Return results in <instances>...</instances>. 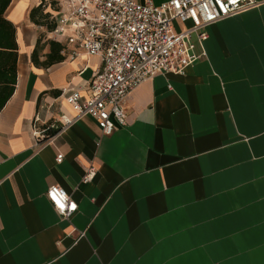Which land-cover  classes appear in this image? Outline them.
Wrapping results in <instances>:
<instances>
[{
    "label": "crops",
    "instance_id": "1",
    "mask_svg": "<svg viewBox=\"0 0 264 264\" xmlns=\"http://www.w3.org/2000/svg\"><path fill=\"white\" fill-rule=\"evenodd\" d=\"M256 1L207 27L201 45L192 37L205 56L183 75L156 74L131 91L125 124L110 136L89 117L58 132L62 116H75L62 90L88 99L101 59H69L72 45L30 22L41 4L54 22L56 0L10 1L4 17L18 58L0 111V264H264V0ZM38 40L39 62L50 42L62 61L32 64ZM52 125L49 142L34 138ZM89 167L95 177L83 183ZM52 185L76 203L69 219L46 200Z\"/></svg>",
    "mask_w": 264,
    "mask_h": 264
},
{
    "label": "built area",
    "instance_id": "2",
    "mask_svg": "<svg viewBox=\"0 0 264 264\" xmlns=\"http://www.w3.org/2000/svg\"><path fill=\"white\" fill-rule=\"evenodd\" d=\"M256 0H169L153 5L133 0H56L53 36L74 47L73 59L81 52L99 56L101 67L91 80L90 97L83 100L77 90H62L73 119L61 117L63 131L83 117L93 119L102 136H110L115 125L125 124L123 105L136 87L156 74L183 75L185 70L205 56L195 54L196 42L207 38V27L231 16L260 6ZM189 24L177 31L175 25ZM34 132L37 141L49 142L47 130ZM62 155L56 156L60 163ZM95 177L86 169L83 183ZM45 198L62 218L69 219L76 203L57 185L49 186Z\"/></svg>",
    "mask_w": 264,
    "mask_h": 264
},
{
    "label": "trees",
    "instance_id": "3",
    "mask_svg": "<svg viewBox=\"0 0 264 264\" xmlns=\"http://www.w3.org/2000/svg\"><path fill=\"white\" fill-rule=\"evenodd\" d=\"M11 0H0V111L13 93L16 84V64L18 58L17 44L15 41V28L5 19L4 13L8 8ZM44 5L29 12V20L34 25L46 27L48 31L54 28V22L49 21V13H44ZM50 54L44 62H39L37 52L39 50V40L31 55V62L36 66L49 67L62 61L58 54L59 46L49 43ZM57 52V55L55 53ZM57 128L47 130V135L51 136L56 133Z\"/></svg>",
    "mask_w": 264,
    "mask_h": 264
},
{
    "label": "rangeland",
    "instance_id": "4",
    "mask_svg": "<svg viewBox=\"0 0 264 264\" xmlns=\"http://www.w3.org/2000/svg\"><path fill=\"white\" fill-rule=\"evenodd\" d=\"M177 26H178V25H177ZM177 26H176V27H177ZM203 49H204V44H203Z\"/></svg>",
    "mask_w": 264,
    "mask_h": 264
}]
</instances>
